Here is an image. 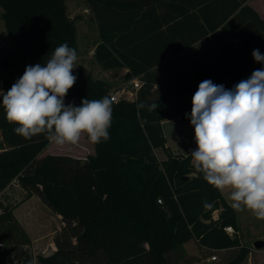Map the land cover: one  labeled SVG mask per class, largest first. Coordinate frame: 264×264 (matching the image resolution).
I'll list each match as a JSON object with an SVG mask.
<instances>
[{"label":"trees","instance_id":"trees-1","mask_svg":"<svg viewBox=\"0 0 264 264\" xmlns=\"http://www.w3.org/2000/svg\"><path fill=\"white\" fill-rule=\"evenodd\" d=\"M86 2L100 37L97 62L104 69L129 68L144 83L135 99L113 101L110 138L95 144L86 159L39 158L50 143L44 135L30 140L17 135L0 97V192L17 180L27 197L39 196L64 222L56 250L35 256L18 243L14 206L0 199V264H177L175 252L192 239L211 251L242 247L237 212L195 171L191 154H174L167 146L163 122L190 119L192 97L202 81L234 87L261 68L252 52L264 55V18L248 0ZM0 6L17 48L0 49L3 92L27 66L46 63L61 44L78 53L76 18L68 15L65 0H0ZM203 38L204 54L218 59L199 65L191 77L166 81L158 93L155 74ZM76 66L66 104L111 98V83ZM184 96L186 107L175 105ZM140 102L157 108L138 109ZM159 148L166 159L158 158ZM230 225L233 234L225 229ZM242 250L230 262L214 264H239L248 253Z\"/></svg>","mask_w":264,"mask_h":264},{"label":"clouds","instance_id":"clouds-1","mask_svg":"<svg viewBox=\"0 0 264 264\" xmlns=\"http://www.w3.org/2000/svg\"><path fill=\"white\" fill-rule=\"evenodd\" d=\"M252 56L264 64L259 49ZM77 59L76 50L63 43L43 65L27 66L6 93L0 90L5 119L16 125L17 135L26 140L44 135L58 148L78 145L82 136L92 144L108 141L113 118L109 96L84 98L79 106L65 103L77 80ZM136 107L153 111L157 105L140 102ZM190 123L195 171L216 190L227 189L235 211L247 210L264 220V68L232 89L202 81L192 97Z\"/></svg>","mask_w":264,"mask_h":264},{"label":"rangeland","instance_id":"rangeland-1","mask_svg":"<svg viewBox=\"0 0 264 264\" xmlns=\"http://www.w3.org/2000/svg\"><path fill=\"white\" fill-rule=\"evenodd\" d=\"M260 8L264 9V0H256ZM65 6L68 15L71 18H76L78 28V45L81 51H89L90 44H94L98 40V31L96 23L91 15L86 0H65ZM3 7L0 6V49L4 51L17 50L13 37L7 31L5 21L2 18ZM83 58L78 57L77 61H82ZM84 65H87L86 71H90L94 76H103L113 78L112 72H106L96 62L93 56L85 58ZM84 62V61H83ZM164 72V71H162ZM187 72V69H186ZM163 74V73H162ZM162 77L161 84L159 85L158 93L165 90L164 84L166 83ZM117 83L121 86H127L126 78L122 76L118 78ZM168 84V83H166ZM121 88V87H120ZM187 98L184 96L180 98L175 105L185 108ZM164 123V122H163ZM180 120H169L164 124L166 132L171 140H176L178 145L186 146V150H195L196 143L194 136L191 140L185 137V132ZM189 144V145H187ZM75 145H65L58 148L53 144H49L39 158L47 154H56L64 151H73ZM78 147L85 151H93L94 144L90 143L88 139L80 140ZM194 148V149H193ZM158 158L161 160L165 158L166 154L162 148L157 151ZM226 199L232 203L228 198V190L223 192ZM27 191L21 188L16 182H13L4 192H0V199L6 204L14 206L13 215L15 218L14 231L17 232V239L19 240L20 247L23 250L33 255H49L56 249L55 238L61 233L63 223L61 219L37 196L33 195L27 197ZM238 223L240 225L239 236L241 239L242 247H233L226 250L211 251L201 246L196 239H192L185 243L189 253L180 248L175 254L178 256L177 264H214L217 262L228 263L237 258L242 253V248L247 249L248 253L239 264H264V248L256 249L254 242L258 239H264V220H258L252 215L251 212L236 211ZM217 218V212H214ZM215 218V217H214ZM233 234V233H232ZM216 254L218 258L212 259ZM18 256L14 255V262L18 261Z\"/></svg>","mask_w":264,"mask_h":264},{"label":"crops","instance_id":"crops-1","mask_svg":"<svg viewBox=\"0 0 264 264\" xmlns=\"http://www.w3.org/2000/svg\"><path fill=\"white\" fill-rule=\"evenodd\" d=\"M255 1L256 0H248V3L253 8H255L259 12V14L264 18V9L260 8L259 5L257 4V2H255ZM96 26H97V24H96ZM205 41H206L205 38H203L198 43L193 44L192 46L188 47L186 50H184L183 52H181L179 54L178 58H176L175 60L167 63L164 66V69H163L164 72L159 71L158 73H156L155 74V78H156L155 88H157V86L160 85V83L162 81L161 80L162 77H164L163 79L165 80V82L169 81L171 79H174V78L185 79L187 77H191L194 74L195 69L199 65H207V64H210L212 62H215L218 59V57L216 55L212 54L211 56H209V55H205L204 54ZM99 42H100V37H98V40L94 44H90L91 47H88L89 51H81L80 52V50L82 48L81 47V48H79V51L77 53V56L81 57L83 59H82V61H76V65L80 66L85 72L91 73L92 75H93L92 72H90L88 70L86 71L87 65H84L83 63H85L84 59L88 58L89 56H93L95 58V48H96V46H97V44ZM95 60H96V58H95ZM96 62H97V60H96ZM261 68H264V64L261 66ZM186 69H187V72H186ZM104 71L106 72V74H107V72H112L113 78H108V77L106 78V77H103V76H95V77L107 80L109 83H111L112 90H114V91L118 90V91L121 92L124 88H131V84H130L131 80L133 78H139L137 76L132 75L130 70H129V68H126V67L118 68V69H104ZM122 76H124L126 78V83L128 84L126 87L119 85L117 83V81H116L118 78H121ZM171 81H173V80H171ZM232 88L233 87H228L226 89H232ZM169 120H180V122L183 124L182 126H185L183 128V130L185 132V137L184 138H188V140H191V138L194 136V128H193V126H191L190 119L181 120L180 118H173V119H169ZM169 120H166L163 123L164 133H165V136L167 138V146L173 151L174 154H179V153L180 154H185V155L190 154L191 150H189V149L186 150L187 148L183 149V147H186L185 145L184 146L178 145L176 140H174V139L171 140V138L168 136V134L166 132V129L164 127V124L166 122H169ZM81 139L86 140L87 138H86V136H82ZM187 145H189V144H187ZM75 146L76 147H75V149L73 151H64V152H60V153H56V154L71 155V156H74V157H77V158L86 159L89 154L95 153V144H94V150L93 151L92 150L91 151H85L84 149L79 148L78 145H75ZM157 151H158V149H156V153H157ZM164 159H166V156H165V158H163L161 160H164ZM216 212H217V217H218L219 211L217 210ZM56 215L62 221L61 216L58 215V214H56ZM214 217L216 218L215 215H214ZM62 223L64 225L63 221H62ZM183 248H184V251H186V253H189V251H188L187 247L185 246V244L183 245ZM224 250H226V249H224Z\"/></svg>","mask_w":264,"mask_h":264},{"label":"built area","instance_id":"built-area-1","mask_svg":"<svg viewBox=\"0 0 264 264\" xmlns=\"http://www.w3.org/2000/svg\"><path fill=\"white\" fill-rule=\"evenodd\" d=\"M3 83L4 80L0 79V88L3 87ZM143 81L140 78H133L131 80V88H124L121 92L120 91H114L111 93V99L113 101H119L122 98H126V99H135L137 97V91L138 89L143 85ZM13 182H16L18 184L17 180H14ZM19 185V184H18ZM159 202H162L161 199H159ZM2 212V209L0 207V213ZM226 231L230 234L234 233L235 230L233 228V226H226L225 227ZM3 243H0V250H3ZM218 258V256L216 254H214L212 256L213 260H216Z\"/></svg>","mask_w":264,"mask_h":264},{"label":"water","instance_id":"water-1","mask_svg":"<svg viewBox=\"0 0 264 264\" xmlns=\"http://www.w3.org/2000/svg\"><path fill=\"white\" fill-rule=\"evenodd\" d=\"M253 245H254V247L256 249H262V248H264V239H258V240H256Z\"/></svg>","mask_w":264,"mask_h":264}]
</instances>
